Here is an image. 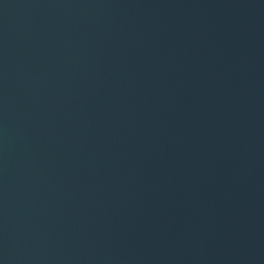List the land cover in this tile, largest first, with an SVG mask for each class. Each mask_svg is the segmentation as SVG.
I'll return each mask as SVG.
<instances>
[{
	"label": "water",
	"instance_id": "1",
	"mask_svg": "<svg viewBox=\"0 0 264 264\" xmlns=\"http://www.w3.org/2000/svg\"><path fill=\"white\" fill-rule=\"evenodd\" d=\"M0 264H264V0H0Z\"/></svg>",
	"mask_w": 264,
	"mask_h": 264
}]
</instances>
